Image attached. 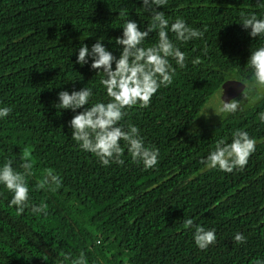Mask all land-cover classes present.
I'll list each match as a JSON object with an SVG mask.
<instances>
[{"label": "trees", "instance_id": "16d2710c", "mask_svg": "<svg viewBox=\"0 0 264 264\" xmlns=\"http://www.w3.org/2000/svg\"><path fill=\"white\" fill-rule=\"evenodd\" d=\"M264 0H168L158 9L170 23L179 17L204 32L186 43L169 39L185 53V67L175 68L173 83L161 86L147 108L126 109L120 123L140 130L146 146L159 149L158 164L145 170L124 148L123 165L102 166L71 138V110H60V91L90 87L89 106L107 103L100 84L102 71L92 60L76 63L79 48L91 49L98 39L119 58L128 19L145 30L151 14L142 0H0V166L13 161L18 172L22 156L31 154L26 176L30 204L48 205L47 215L26 208L21 216L9 207L12 194L0 185V264H71L83 252L87 264H255L264 261V91L251 81L247 66L251 50L264 46L241 24V13L264 19ZM125 10V14H121ZM157 32L144 41L147 48ZM196 58L199 64H193ZM115 70V64H113ZM232 74L246 84L240 108L218 122L192 128L211 98ZM83 109L77 110L82 111ZM237 129L255 138V152L242 170L208 169L206 160L220 139L230 143ZM62 181L37 191L45 169ZM192 219L215 229L216 242L200 250ZM236 233L246 242L237 244ZM97 241H100L98 244ZM47 256V257H45Z\"/></svg>", "mask_w": 264, "mask_h": 264}, {"label": "clouds", "instance_id": "9594fccd", "mask_svg": "<svg viewBox=\"0 0 264 264\" xmlns=\"http://www.w3.org/2000/svg\"><path fill=\"white\" fill-rule=\"evenodd\" d=\"M167 3L168 0H142L144 11L151 14V23L145 30H141L135 21L128 19L125 22L122 37L115 39V44L122 47L119 58L103 45L101 39H98L91 49L83 44L79 48L76 63L86 65L90 57L91 69L104 73L100 84L106 89L109 98L107 103L96 102L89 106L93 90L86 86L79 91H72L71 94L68 91L58 93L59 103L55 107L75 113L70 121L71 138L81 150L93 154L102 166L107 167L111 163L124 164L121 159L124 154L121 141L127 146L132 161L142 164L145 170L158 164L159 149L145 145L138 127L129 123L125 128L120 122L128 115L126 109L137 105L140 108L149 107L152 97L160 87H168L173 83L176 70L170 64L169 58L174 59L180 68L186 66L185 53L169 39V31L175 34L176 41L184 43L204 36L203 31L188 26L182 18L177 17L170 23L164 12L158 11ZM261 6H264V3H261ZM121 14H125V10H122ZM240 15V25L244 30L250 29L249 35L252 38L264 37V19L258 18L256 14L246 15L242 12ZM154 31L158 34L157 42L147 48L143 47L144 41ZM200 62L199 58L192 61L193 64ZM247 66L251 70L253 85L264 89V46L251 50ZM243 97L247 98L246 89ZM239 108L240 100L224 102L221 99L218 111L231 114ZM80 109L83 110L77 111ZM11 111L7 106L0 108V118L9 116ZM258 119L264 124V112L259 113ZM256 143V139L250 137L247 131L237 129L232 133L230 143L225 139L218 140L206 160L202 159L200 162L208 169H219L226 173L242 170L255 152ZM30 157V152L25 150L20 165L24 172L14 170L12 160H7L0 166V185L12 194L9 207H15L17 216L23 215L29 207L34 215L46 216L48 205L45 202L42 201L38 206L30 204V191L26 181V176L31 175L34 166ZM61 184L59 176L49 168L44 170L43 178L37 182L35 188L37 191L47 189L50 185L59 188ZM184 227L194 228L193 239L200 250H206L215 244V229L206 230L200 225H195L192 219H186ZM234 241L242 244L246 242V238L241 233H236ZM63 259L65 262L71 261V264H87L83 252L76 258H72L70 253L64 254ZM255 264H264V261L256 260Z\"/></svg>", "mask_w": 264, "mask_h": 264}, {"label": "rangeland", "instance_id": "374dc122", "mask_svg": "<svg viewBox=\"0 0 264 264\" xmlns=\"http://www.w3.org/2000/svg\"><path fill=\"white\" fill-rule=\"evenodd\" d=\"M236 75L232 74L230 76V79L226 82L225 86L222 87L220 91H218L211 100L206 104L200 115L197 117V119L194 121L192 128H196L202 124H212L218 122L226 113L219 112L218 109L221 106V99L224 101L225 97V88L227 84L230 81H237ZM244 84V83H242ZM258 89L261 90V92L264 91V89L260 88L259 86H255ZM247 88L246 84L244 85V90ZM223 93V95H222Z\"/></svg>", "mask_w": 264, "mask_h": 264}, {"label": "water", "instance_id": "95a60500", "mask_svg": "<svg viewBox=\"0 0 264 264\" xmlns=\"http://www.w3.org/2000/svg\"><path fill=\"white\" fill-rule=\"evenodd\" d=\"M226 84V83H225ZM224 84V86H225ZM244 85L239 81H230L225 88L224 102H230L244 91ZM223 86V87H224Z\"/></svg>", "mask_w": 264, "mask_h": 264}]
</instances>
